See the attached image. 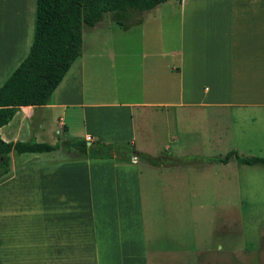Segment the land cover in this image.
<instances>
[{
  "label": "crops",
  "instance_id": "crops-1",
  "mask_svg": "<svg viewBox=\"0 0 264 264\" xmlns=\"http://www.w3.org/2000/svg\"><path fill=\"white\" fill-rule=\"evenodd\" d=\"M175 4L173 42L110 40L86 55L82 35L81 56L47 105L22 107L0 128L6 143H43L58 132L62 141L132 148L109 159L59 150L21 165L11 154L10 171L0 178V264H231L230 256L182 249L176 238L152 232L161 218L148 193L157 191L165 202L169 188L181 187L147 183L138 164L164 172L180 165L165 154L167 144L179 141L176 126L193 142L197 134L204 145L223 149L232 123L213 115L235 110L252 112L239 134L256 133L264 154V0ZM130 14V25L114 21L128 35L146 22ZM35 15L36 0H0V87L30 51ZM113 73L122 79L112 87L106 78ZM200 112L210 113L206 121L194 118ZM139 154L160 160L152 164ZM212 159L200 164L230 163Z\"/></svg>",
  "mask_w": 264,
  "mask_h": 264
},
{
  "label": "rangeland",
  "instance_id": "rangeland-1",
  "mask_svg": "<svg viewBox=\"0 0 264 264\" xmlns=\"http://www.w3.org/2000/svg\"><path fill=\"white\" fill-rule=\"evenodd\" d=\"M175 2L178 1L169 0L161 4L157 12L141 13L139 17H146V22L144 21V25L139 28H137L138 25H132L130 35L117 28L112 13L106 14L97 24L98 26H95L96 28L83 26L84 53L89 55L93 53L95 43L100 45L110 40L142 39L147 42H173L178 21L176 10H174V6L178 7V5ZM129 12L134 13L133 10ZM130 13H128L129 21L127 22L129 25L134 20V14L131 16ZM106 79L113 87L114 83L116 86L120 84L122 76L119 74L115 76L113 73ZM209 114L200 112L197 115L194 114V118L204 122ZM213 116H219L220 119L224 118L232 123L231 138L223 149L216 145H204L206 139L201 141L197 138V134L193 142L192 136L187 134L184 126H176L173 129L179 141L177 144H167L165 154L177 156L180 165L167 168L164 172L139 162L138 165L143 170L142 176L147 183L161 182L169 187L174 184L181 187L180 189L169 188L164 197L165 202L160 200L162 194L157 191L148 193L149 196L154 197L151 198L152 212L155 216L160 214L159 218H161V221L156 224L152 222V228L154 227L152 232L155 235L165 236L166 234L168 237L176 238L177 240H174L182 249L192 248L199 254L215 251L214 253L224 260L230 256L231 264H264V167L240 165L234 159L225 166L214 164L209 168L200 164L209 157L223 159L230 151L236 152L242 158L264 159V154L259 153L261 145L258 144L257 134L251 133L248 136L239 134L243 130L240 124L249 123L252 112L242 113L235 110L227 111L225 115ZM253 118L257 117L254 115ZM57 134H52L43 143L58 144L57 141H62L63 137L60 133L57 132ZM196 139L201 143H196ZM29 141L38 142L35 138ZM123 147L127 153L132 151L128 144ZM35 156L45 158L48 154L15 155L14 160L16 164L21 165ZM157 161L155 160L154 163L157 164ZM192 184L194 188L197 186L193 193ZM171 210L173 214H168ZM173 218L177 219L176 223L169 222ZM165 220L168 222L162 224Z\"/></svg>",
  "mask_w": 264,
  "mask_h": 264
},
{
  "label": "trees",
  "instance_id": "trees-1",
  "mask_svg": "<svg viewBox=\"0 0 264 264\" xmlns=\"http://www.w3.org/2000/svg\"><path fill=\"white\" fill-rule=\"evenodd\" d=\"M169 0H36L33 42L27 57L0 87V128L6 126L22 107L46 106L74 61L81 56L82 27L93 28L106 14L123 25L129 10L148 12ZM180 2L181 0H175ZM59 150L81 159H109L112 153H125L118 145L84 140L46 143L10 142L0 138V178L11 168V154L40 155ZM151 163L152 159L139 154ZM234 159L240 165L264 167L263 158H242L234 151L212 162L226 164Z\"/></svg>",
  "mask_w": 264,
  "mask_h": 264
},
{
  "label": "built area",
  "instance_id": "built-area-1",
  "mask_svg": "<svg viewBox=\"0 0 264 264\" xmlns=\"http://www.w3.org/2000/svg\"><path fill=\"white\" fill-rule=\"evenodd\" d=\"M88 141H90V139H88Z\"/></svg>",
  "mask_w": 264,
  "mask_h": 264
}]
</instances>
